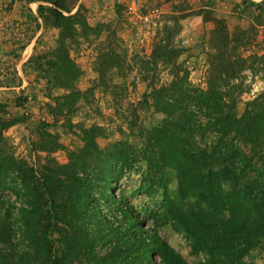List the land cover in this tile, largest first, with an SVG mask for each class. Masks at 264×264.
Here are the masks:
<instances>
[{
	"label": "trees",
	"instance_id": "16d2710c",
	"mask_svg": "<svg viewBox=\"0 0 264 264\" xmlns=\"http://www.w3.org/2000/svg\"><path fill=\"white\" fill-rule=\"evenodd\" d=\"M31 1L45 4L36 8L43 26L58 30L52 58L43 65L64 92L55 99V112L69 113L81 93L73 84L79 70L68 61L64 43L96 35L98 29L87 25L79 8L69 14L65 0ZM209 21L212 52L206 54L203 90L187 84L185 71L175 78L180 69L178 50L168 45L172 31L166 30L164 43V38L153 43L151 62L170 66L175 80L155 88L144 79L150 92L143 95L161 119L138 148L117 141L100 150L95 139L102 129L80 127L83 145L68 151L66 164L60 165L50 155L63 146L41 123L31 144L34 169L4 152L3 131L23 117L8 118L0 101V264H186L112 192L137 164L145 166L138 191L159 199L157 219L180 232L192 254H203L202 264H240L264 241V93L247 102L239 117L231 112L243 92L242 71L256 61L264 65V54L250 56L248 64L242 56L264 28V0L246 29L228 33L223 19ZM260 35L264 40V30ZM98 61L100 75L122 66L112 47ZM39 152L45 154L43 164ZM168 171L174 175L172 188ZM99 243L106 246L103 253L97 252Z\"/></svg>",
	"mask_w": 264,
	"mask_h": 264
},
{
	"label": "rangeland",
	"instance_id": "374dc122",
	"mask_svg": "<svg viewBox=\"0 0 264 264\" xmlns=\"http://www.w3.org/2000/svg\"><path fill=\"white\" fill-rule=\"evenodd\" d=\"M261 1L65 0L69 14L79 8L87 25L97 27L98 33L65 41L68 61L79 70L73 84L81 95L69 113L63 108L56 113L59 107L55 99L64 92L57 87L54 74L44 71L43 64L52 58L50 53L57 46L58 30L43 26L36 9L42 3L0 0V101L5 104L8 118L23 117L22 123L3 131L4 152L38 168L31 144L38 140L35 130L41 123L47 124L43 130L54 134L63 146L50 155L60 165L66 164L68 151L83 145L80 127L102 129V136L95 139L100 150L117 141L138 148L147 132L161 119L153 112L149 98L143 95L150 92L144 79L153 82L155 88L167 87L185 71L187 84L203 90L206 54L212 52L207 45L208 32L213 26L209 18L223 19L228 33L236 27L246 29L252 23L256 4ZM131 2L137 7L134 15L126 11ZM153 7H161V13L153 19V24H142L138 17ZM204 16L208 20H202ZM166 30L172 31L168 45L178 50L175 65L180 71L175 78L170 66L160 61L152 63L149 58L153 43L158 38H164V43ZM263 30L260 29L256 42L242 52L247 64L253 62L250 56L264 54V40L260 35ZM110 47L122 59L121 69H107L100 75L98 56ZM37 64L43 65L42 68L36 70ZM252 66L244 69L238 80L243 92L235 99L231 111L236 117L241 115L247 102L264 93V65L256 61ZM37 154L43 164L45 154ZM144 169L143 164H137L135 169L121 175L113 194L144 219L146 229L155 230L186 264H202L204 255L192 254L183 235L157 219L156 213L161 210L159 199L138 191ZM166 176L172 188L174 175L168 171ZM263 247L264 241L259 240L255 248L240 258V264H264ZM105 248L99 243L97 252L103 253ZM150 258L158 262L156 256Z\"/></svg>",
	"mask_w": 264,
	"mask_h": 264
},
{
	"label": "built area",
	"instance_id": "2783aa9c",
	"mask_svg": "<svg viewBox=\"0 0 264 264\" xmlns=\"http://www.w3.org/2000/svg\"><path fill=\"white\" fill-rule=\"evenodd\" d=\"M136 5L131 2L129 3V6H127L126 11L129 14H135L136 11ZM161 7H153L151 8L147 13H144L140 15L138 18L140 22L144 25H150L153 24V19L157 18V16L161 13Z\"/></svg>",
	"mask_w": 264,
	"mask_h": 264
},
{
	"label": "crops",
	"instance_id": "0c3cea01",
	"mask_svg": "<svg viewBox=\"0 0 264 264\" xmlns=\"http://www.w3.org/2000/svg\"><path fill=\"white\" fill-rule=\"evenodd\" d=\"M116 3H119V2H116Z\"/></svg>",
	"mask_w": 264,
	"mask_h": 264
}]
</instances>
